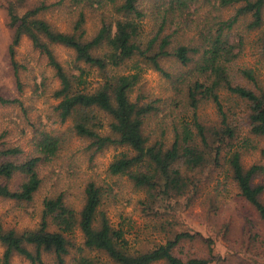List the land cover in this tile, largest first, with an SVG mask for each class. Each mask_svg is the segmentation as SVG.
<instances>
[{
	"label": "trees",
	"instance_id": "trees-1",
	"mask_svg": "<svg viewBox=\"0 0 264 264\" xmlns=\"http://www.w3.org/2000/svg\"><path fill=\"white\" fill-rule=\"evenodd\" d=\"M88 1L101 8L106 4V0ZM15 2L4 6L13 30L8 51L16 76L20 68L16 49L28 37L46 55L60 82L54 91L59 100L53 106L54 121L70 125L58 133L36 127L34 152L24 160L17 159L23 153L18 146L0 149V197L32 202L44 182L41 165L58 157L75 136L87 142L90 159L111 146L125 149L108 171L127 175L137 191L145 192L139 203L147 215L178 213L177 207L185 209L194 202L204 180L227 170L243 201L264 219V182H256L264 166H246L243 161L245 153L256 148L244 133L264 136V84L253 69L235 68L245 49L241 27L247 34L259 32L264 52V0H110L113 11L102 12L100 25L90 36L83 10L72 31L65 32L44 17L51 8L45 1L24 12ZM75 2L78 6L83 0ZM227 8L235 12L225 18ZM201 10L204 14L197 19L196 37L190 42L180 38L179 28L167 30V24H194V15ZM148 12L155 15L150 31L145 28ZM53 45L73 50L68 66L58 59ZM168 60L179 64L175 77L165 66ZM147 68L171 80L177 94L169 104L162 106L161 98L147 96L142 79ZM94 71L97 76L92 77ZM0 103L20 100L0 94ZM208 103L216 109L213 124L199 113ZM175 108L179 111L170 119L161 115ZM18 177L22 181L13 185ZM84 193L80 211L64 192L45 197L37 228L20 233L0 221L4 262L9 264L19 254L32 264H48L44 253L52 254L55 264H107L89 253L103 254L112 264H219L223 259L215 252L214 238L190 229L175 230L152 248L132 250L124 230L113 226L101 209L103 186L91 180ZM77 229L82 245L73 240ZM197 240L207 245L209 256L183 254L181 243ZM73 248L79 255L72 253Z\"/></svg>",
	"mask_w": 264,
	"mask_h": 264
},
{
	"label": "rangeland",
	"instance_id": "rangeland-1",
	"mask_svg": "<svg viewBox=\"0 0 264 264\" xmlns=\"http://www.w3.org/2000/svg\"><path fill=\"white\" fill-rule=\"evenodd\" d=\"M7 1L9 0H0V94L17 98L20 103H0V149L5 146H18L23 153L17 159L24 160L34 152L33 138L36 127L58 133L66 131L70 122L61 124L54 121L57 117L53 106L59 101L54 97V91L59 88L60 82L46 55L34 48L28 37H24L16 49V60L20 64L19 77L16 76L8 51L13 30L9 27V18L4 6ZM14 1L19 6V12L34 7L40 1L50 4L51 8L44 17L56 29L65 32L72 31L75 20L83 10L87 36L92 35L99 27L102 12L113 11L110 0H106L102 8L97 7V3L92 5L88 0H83L78 6L75 0ZM234 12L233 8L223 10L225 18ZM148 14L145 28L150 31L155 26V15L150 12ZM203 14L204 10H201L194 15L195 23L190 26L179 23L167 24L166 28L168 31L179 28L180 38L188 43L196 37V25L199 22L197 19ZM241 28L245 49L236 60L235 68L253 69L264 84V52L258 42L259 32L247 34L245 29ZM53 48L58 59L68 66L73 59V50L61 45H53ZM165 66L174 77L181 70L174 60L166 61ZM94 76H97L95 71L92 73V77ZM142 79L147 96L151 99L161 98L162 106L169 104L170 98L177 94L171 80L152 68L144 70ZM178 111L179 108L166 109L161 115L170 119L169 115L174 116ZM189 113L190 111L184 114ZM199 113L206 123L216 122V109L212 104L201 105ZM150 127L155 128L156 122L151 121ZM244 135L256 146L255 149H249V153H245V165L256 163L264 166V136L257 137L247 133ZM86 145V141L74 136L58 157L41 165L44 182L32 202L0 197V221L5 228H13L20 233L37 228L41 221L43 199L59 192H64L66 200L80 211L85 201V187L89 181L94 180L106 190L101 209L113 226L124 230L132 250L152 248L158 243H164L173 231L190 229L214 238L215 252L223 258L219 264H264V219L251 204L243 201L227 170L217 173L211 181L204 180V185L194 202L185 209L177 207L178 213L167 215L166 212L160 211L161 213L147 215L139 203L140 199L145 198V192L137 191L127 175H112L108 171L110 163L125 149L111 146L90 159L85 151ZM21 181L22 178L18 177L12 184H19ZM259 181L264 182V174L256 179V182ZM219 183L221 184L217 188ZM73 240L76 245L83 243L82 234L78 229L73 235ZM180 246L184 248L185 255L209 256L207 245L201 241H183ZM4 251L5 248L0 243V264H6ZM72 253H77L74 248ZM44 254L48 264H55L52 254ZM87 255L100 256L107 264H112L103 254ZM9 264L32 263L15 254ZM154 264L167 263L159 261Z\"/></svg>",
	"mask_w": 264,
	"mask_h": 264
}]
</instances>
